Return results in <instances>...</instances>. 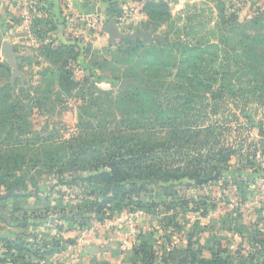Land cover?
I'll return each instance as SVG.
<instances>
[{"label": "rangeland", "instance_id": "obj_1", "mask_svg": "<svg viewBox=\"0 0 264 264\" xmlns=\"http://www.w3.org/2000/svg\"><path fill=\"white\" fill-rule=\"evenodd\" d=\"M160 1L171 20L158 21L160 12L152 19L148 4L150 19L120 17L124 32L117 38L76 37L78 51L52 52L43 43L39 57L18 56L15 67L0 51L5 264L14 257L31 264H118L102 258L118 241L129 247L123 245L119 264H150L132 247L162 264L169 233L171 243L194 233L189 251L198 261L250 255L241 235L264 228V6L246 17L245 0H221L222 7L215 0ZM218 8L237 22L223 21ZM185 57L213 69L201 81L212 84L215 99L203 90H189L192 99L179 89L164 92L186 84L174 68ZM11 105H17L13 113ZM169 105L184 112L176 116ZM14 113L20 121L2 123ZM177 125L199 134L181 135L183 150L175 155L169 138ZM83 141L96 144L74 156ZM128 147L135 161L119 164L114 182L94 178L90 167L100 155L127 159ZM186 223L183 236L172 234ZM195 223L202 229L192 230ZM187 256L184 242L172 264Z\"/></svg>", "mask_w": 264, "mask_h": 264}, {"label": "crops", "instance_id": "obj_2", "mask_svg": "<svg viewBox=\"0 0 264 264\" xmlns=\"http://www.w3.org/2000/svg\"><path fill=\"white\" fill-rule=\"evenodd\" d=\"M144 4V1L135 0H0V40L11 47L14 61L24 55L26 58L39 57L46 44L47 48L70 46L77 43L76 37L90 35L97 40L110 39L105 31L109 25L112 35L117 36L124 32L121 20L147 19L142 12ZM242 4L241 14L247 17V13L250 15L262 8L264 0H245ZM92 17H98L101 22L98 35L83 28V21ZM120 17L124 18L120 20ZM115 244L108 247L102 258L108 262L116 258L119 264L123 245L126 252L129 247L125 242Z\"/></svg>", "mask_w": 264, "mask_h": 264}, {"label": "trees", "instance_id": "obj_3", "mask_svg": "<svg viewBox=\"0 0 264 264\" xmlns=\"http://www.w3.org/2000/svg\"><path fill=\"white\" fill-rule=\"evenodd\" d=\"M137 2H141V1H144L145 4L143 5V8H142V12L145 14V16L147 18H151V14L149 12H145V9H146V6L148 5L150 7V9H152V19L155 18V12H160V17L163 18V19H159L158 18V21H169L171 20V16L169 15L170 13V10H169V7L167 4L163 3V1H160V0H153V3H149L150 1L149 0H135ZM205 3L209 2L208 0H204ZM215 2L218 4L217 6H221L222 7V1L221 0H215ZM147 6V7H148ZM218 12L220 14V17L222 18L223 21L227 20V22L229 21H235L237 22V17L235 14H229L227 17H225V11H224V8H218ZM165 17V18H164ZM77 43L74 44V45H58L56 47H50L52 52H61V50L67 52V53H70L71 51H78V47H77ZM214 48V47H212ZM184 50L185 48L182 50L181 52V55L184 57L185 56V53H184ZM205 51L204 50H198V53L199 55H201V53H204ZM218 55H214L213 54V58H217ZM191 59V57H185L183 58L181 61H179L177 67H174L175 68V77L177 79H181V78H185L187 79L186 81V84H182V85H172L171 87H167L165 91H167V93L171 92L172 89L176 90V89H179V93L178 94H185V96H188L189 98H194V95L193 93H189V90H194L195 92H200L203 90L204 93H209L210 94V97L211 99H215L216 97V92H213V89L211 87L212 84H209V85H204V83L201 81V78L203 77L204 74H208V73H211L213 72V69L210 68V69H204L203 70V67L200 66L199 62L197 63H192L191 61H189ZM187 62V64H189L188 67H184L185 66V63ZM160 66L164 67L165 69H170V66L168 63H160L159 64ZM187 68H191L190 69V73H188V77L186 78V70ZM163 71H166V70H163ZM217 73V72H216ZM177 92V91H176ZM174 92V93H176ZM188 94V95H187ZM187 97V99H188ZM11 111L12 113L14 112V110L17 108V105H11ZM168 110H171L172 112H174V114L177 116H180L181 115V112H184V111H181L180 113L179 112V109L178 108V111L175 110L173 108V106L169 105L167 107ZM186 114V112H185ZM13 119H16L18 121L21 120V115L18 114V113H14L13 117L10 118V119H4L2 121V123H8V122H11ZM93 130L96 129V127H94L92 124H91ZM188 127V125L186 126ZM186 127H179L178 125L174 127V129L171 130L170 132V138H169V143L172 145V148H174V150H172V152L176 155L178 152H181L183 150V147L180 146L179 143L183 142L184 141V138H181V135H183L184 133H192V134H199V131L197 130V127H193V129L191 128H188L186 129ZM259 135L261 136V132L259 131ZM186 137V136H185ZM111 140H113V137L111 138ZM114 141V140H113ZM115 143V141H114ZM96 144L94 141H83L81 143L78 144V152L75 153L74 156H82V155H85L87 154L86 152L91 150ZM116 144V143H115ZM118 145V143L116 144ZM161 146H159L160 148L161 147H165L164 143L160 144ZM130 147H128V150H127V159H124V157L122 155H119L117 156V154H115L114 152H111V151H108L107 154L104 153V155H100L101 159L98 160V158L96 159V162H94L93 165H91L90 168H93V170L95 169L96 171V175L94 176V178H97V179H107L108 181L110 182H114L115 181V178L117 179V166L119 164H122L124 163V161H127V160H130V161H135V156L136 154L134 153V151L132 149H129ZM69 149H71V147H69ZM98 160V161H97ZM99 168H105L106 169V172H102L100 173L101 171H98ZM99 172V173H98ZM93 178V177H92ZM92 178H88V179H92ZM205 212L203 213L202 217H205ZM260 218V221L259 222H263L261 220L262 217H259ZM196 224V225H195ZM194 224V227L192 230H195L197 227L198 229L201 228L199 227L200 224L199 223H195ZM187 223L186 224H183V225H180L179 227H172V226H168V229H173L171 232L172 234L174 235H182L183 234V231H186V228H187ZM263 226V225H262ZM202 229V228H201ZM258 229V227H254L253 226V232L254 234H252L253 237H251L250 234H242V238L245 240L247 239V241L250 243V255L248 257H242V256H236V257H232L230 255H224L223 258L222 257H218V256H215L213 255L214 257V260L213 261H206V260H203V259H200L198 261L197 257H200V255L196 256V255H193L192 252H190L189 250H191V247H190V244L193 240V238L195 237L194 236V233H185V238L183 240V237H181L179 240L180 241H177L176 243H171V235L169 233V231L165 237V246L163 245L162 246V256L161 257V262L162 264H172V256L174 255L175 251L182 247L184 242H186V248H187V252H188V256L185 258V263L184 264H199V262L201 264H216L219 263V264H264V228L262 231H256ZM232 231V230H230ZM187 232V231H186ZM237 232V230H236ZM256 235L258 237H256ZM183 236V235H182ZM250 238V240H249ZM248 243V244H249ZM132 251H134V256L136 257H141V259L143 260L145 257H149L150 259V264H151V259L153 260V254H145V252L143 253V248H136V247H132ZM239 251V250H238ZM238 251H236V253H239ZM235 253V254H236ZM186 255V254H185ZM191 255V256H189ZM185 257V256H184ZM190 257V258H189ZM222 258V259H221ZM238 258V259H237ZM15 260H11L12 264H31V263H28V262H23L22 259H18V258H15ZM237 259V260H236ZM223 260V261H222ZM18 261H22L21 263H19ZM6 262L3 261V260H0V264H5Z\"/></svg>", "mask_w": 264, "mask_h": 264}, {"label": "water", "instance_id": "obj_4", "mask_svg": "<svg viewBox=\"0 0 264 264\" xmlns=\"http://www.w3.org/2000/svg\"><path fill=\"white\" fill-rule=\"evenodd\" d=\"M105 31L109 33L111 37L110 39H115L118 37L116 35H112L111 25H109L105 29ZM0 51L7 58L9 66L15 67V64H14L15 55L13 54L11 47L7 43H3L1 40H0ZM4 198L5 197H0V200H3Z\"/></svg>", "mask_w": 264, "mask_h": 264}, {"label": "built area", "instance_id": "obj_5", "mask_svg": "<svg viewBox=\"0 0 264 264\" xmlns=\"http://www.w3.org/2000/svg\"><path fill=\"white\" fill-rule=\"evenodd\" d=\"M124 13L126 14L125 10ZM83 28L89 32H93L95 35H98L101 30V22L98 17H92L83 21Z\"/></svg>", "mask_w": 264, "mask_h": 264}]
</instances>
